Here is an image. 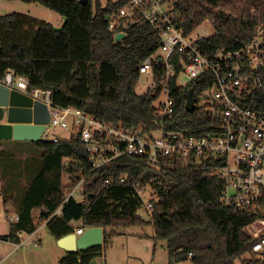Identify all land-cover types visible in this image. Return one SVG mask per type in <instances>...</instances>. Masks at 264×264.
Here are the masks:
<instances>
[{"label":"trees","instance_id":"16d2710c","mask_svg":"<svg viewBox=\"0 0 264 264\" xmlns=\"http://www.w3.org/2000/svg\"><path fill=\"white\" fill-rule=\"evenodd\" d=\"M38 3L65 18L62 28L51 23L32 25L28 17L19 14L0 16V79L6 72L30 80V86L50 89L54 103L83 110L111 124L155 128L159 120L154 102L156 95L149 88L138 93L141 63L160 45L158 35L149 25L126 31L115 41L116 31L108 27V18L129 0H23ZM178 25L190 34L209 21L215 35L201 44L211 49L237 50L250 44L256 27H264V0H174ZM35 28H37L35 30ZM264 78V67H263ZM156 84L160 83L159 76ZM209 84L196 80L188 88L174 89L178 100L172 129H189L208 124L205 112L186 110L188 90L197 97ZM253 107L264 110V88L255 93ZM39 151L41 168L28 182L17 213L18 220L10 225V234L2 240L21 243L22 234L32 235L49 220V233L59 240L80 228L104 229V243L89 250L68 252L60 264H90L111 246L120 234L116 228L152 227L154 239L166 242L170 263L191 259L193 264H235L244 255L251 256L243 264H264V259L251 253L252 238L247 226L259 215L241 214L233 206H225V184L218 175H210L216 163L198 165L179 158H164L158 169L147 166L145 159L125 156L111 168L90 174L85 184L86 200L66 201L67 194L78 183L80 168L86 170L87 155L80 135L53 141L29 142ZM0 141V166L2 160ZM72 163L74 168H69ZM128 174L127 183L119 182ZM2 195L6 208L14 207V194ZM111 178L112 183L106 180ZM152 182L156 193L151 219L139 213L140 202L135 197L133 182ZM13 183V182H8ZM12 189V188H11ZM10 189V191H11ZM91 197L89 198V196ZM108 229H111L108 232Z\"/></svg>","mask_w":264,"mask_h":264},{"label":"built area","instance_id":"2783aa9c","mask_svg":"<svg viewBox=\"0 0 264 264\" xmlns=\"http://www.w3.org/2000/svg\"><path fill=\"white\" fill-rule=\"evenodd\" d=\"M143 25L151 26L160 40L159 47L139 67L141 76L150 77L151 85L157 87V91L153 89L154 107L159 120L152 130L111 124L83 110L59 106L54 103L52 90L32 88L27 77L13 71L6 72L0 84L48 107L50 121L41 142L57 143L64 138L55 130L70 131V137L80 135L87 155V171L79 169L81 177L66 201L75 198L85 202L84 187L90 174L111 168L125 156L143 158L154 169L167 157L198 165L213 162L217 168L210 175H218L225 184V206H233L241 214L259 215L246 230L252 238L251 253L264 257V110L249 103L264 88L263 24L257 25L250 44L237 50H213L201 44L207 38L192 40L191 33L178 25L174 0H129L108 18V27L116 31L115 37L119 33L126 36L127 30ZM196 80L209 84L197 97L194 92L195 111L207 113L208 124L192 130L170 128L168 123L175 121L178 107L174 89L188 88ZM68 167L74 168L72 163ZM113 180L108 178L106 183ZM128 181V174L119 176V182ZM132 185L135 197L150 215L156 199L152 182L134 181ZM60 213L61 209L50 219ZM17 220L15 216L14 221ZM39 220L44 226L49 221L40 216ZM84 233V228L76 230L77 236Z\"/></svg>","mask_w":264,"mask_h":264},{"label":"rangeland","instance_id":"374dc122","mask_svg":"<svg viewBox=\"0 0 264 264\" xmlns=\"http://www.w3.org/2000/svg\"><path fill=\"white\" fill-rule=\"evenodd\" d=\"M107 2L108 0H102L104 5ZM14 13L28 17L32 25L51 23L55 28L60 29L65 23L64 17L41 4L26 3L23 0H0V16ZM215 33L212 24L209 21H205L191 33L190 38L192 40L199 39L200 37L210 38ZM181 80L186 84L189 83V80L186 78L181 77ZM151 84V78L142 75L136 86V91L144 93L149 88L156 89L157 91V87ZM54 132L60 137L64 136V138L71 136L70 131L55 130ZM1 143L3 145V153L0 171L3 172V175H7V178L4 179V185H7L6 197H11L14 194V207L11 206L9 208H5L4 206L5 196H0V235H3L10 229V221L13 222L15 216H17L16 212L27 190V187L25 188L24 186L36 176L41 168V163L39 151L32 145H29V143L19 141L10 143L1 141ZM145 198L149 200V193ZM138 213L145 220L149 221L151 219L149 213L143 207L139 209ZM110 231L111 229H108V232ZM116 231L120 232L121 236L114 237L111 246L108 247L107 259L109 263H151L152 255H154V243L148 238H143V235L150 237L149 235H152L153 232L152 227L116 228ZM21 240V243L23 241L27 242L21 245L19 249H16L15 245L8 246L0 243V264H60V259L66 254L58 247L56 239L49 233L46 226H42L39 234L34 236V238L29 239L28 235L24 234L21 236ZM10 252H12V255H8ZM250 257L249 255H244L241 260H236L235 264H243L242 261ZM169 259L166 242L159 241L158 253L153 264H166ZM181 264L192 263L184 262Z\"/></svg>","mask_w":264,"mask_h":264},{"label":"water","instance_id":"95a60500","mask_svg":"<svg viewBox=\"0 0 264 264\" xmlns=\"http://www.w3.org/2000/svg\"><path fill=\"white\" fill-rule=\"evenodd\" d=\"M89 0H80L87 5ZM125 34L119 33L115 41H120ZM186 110L195 111L194 91L187 95ZM50 121L48 107L34 102L30 97L0 84V141H40L41 135ZM91 195L89 196V198ZM104 243V229L88 228L81 236L70 234L57 241L58 246L67 252L89 250ZM95 258L90 264H98Z\"/></svg>","mask_w":264,"mask_h":264},{"label":"crops","instance_id":"0c3cea01","mask_svg":"<svg viewBox=\"0 0 264 264\" xmlns=\"http://www.w3.org/2000/svg\"><path fill=\"white\" fill-rule=\"evenodd\" d=\"M14 141H16V140H11V141H4V142H7V143H10V142H14ZM19 142H22V143H29V142H26V141H19ZM2 190H3V184H2V182H0V196L2 197L3 195H2ZM6 208V207H5ZM9 208V207H8ZM8 213V212H7ZM16 215H17V213H16ZM14 222V221H13ZM10 223H12L11 221H10ZM11 225V224H10ZM81 225V222H75L74 224H73V226L75 227V233L74 234H76V230L77 229H79V227H77V226H80ZM42 226H44V224L43 225H41L40 226V229H41V227ZM47 227V226H46ZM40 229H39V231H40ZM87 229H85V231H86ZM39 231L37 232V233H33L32 235H28V237H29V239L30 238H34V236H36V235H38L39 234ZM10 234V229H9V231L6 233V234H3V235H0V243H2V244H5V245H10V246H12V245H15V247H16V249H19V248H17V246L18 245H20V244H15L14 242H12V241H10V240H2V237L3 236H8ZM22 235H24V234H22ZM22 235H20V236H22ZM27 235V234H26ZM32 236V237H31ZM77 236V235H76ZM119 236H121L120 234L118 235V236H116V237H119ZM141 237H142V235H140ZM144 237L143 238H148V239H150V240H152L153 241V243H154V246H153V253H154V255H152L153 256V258H152V260H151V263L150 264H153V262L156 260V256H157V253H158V242L159 241H156L155 239H154V231L152 232V235H149L150 237H148V236H146V235H143ZM113 240V239H112ZM56 241H58V240H56ZM58 245V244H57ZM59 247V246H58ZM60 248V247H59ZM61 249V248H60ZM151 249H152V247H151ZM63 252H65L66 254L68 253L67 251H65V250H63V249H61ZM107 250H108V248H106V249H104L103 248V253H102V255L100 256V257H98L96 260H97V263L98 264H111V263H109V261H108V259H107ZM14 252V251H13ZM65 254V255H66ZM8 255H12V252H10ZM61 260V259H60ZM185 262H190V263H192L191 262V259L190 260H188V261H185ZM181 263H184V262H181ZM181 263H176V264H181ZM161 264H165V263H161ZM166 264H171L170 263V259H169V261H167L166 262ZM193 264V263H192Z\"/></svg>","mask_w":264,"mask_h":264}]
</instances>
